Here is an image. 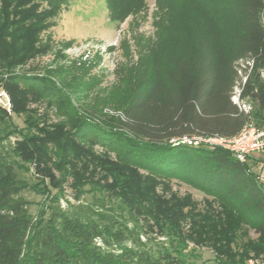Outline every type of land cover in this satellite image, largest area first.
Listing matches in <instances>:
<instances>
[{"label":"trees","instance_id":"1","mask_svg":"<svg viewBox=\"0 0 264 264\" xmlns=\"http://www.w3.org/2000/svg\"><path fill=\"white\" fill-rule=\"evenodd\" d=\"M63 1L0 0V89L10 100L9 111L0 103V264H188V244L209 248L216 264L264 256V181L248 160L259 161L169 143L264 125V0H213L216 17L199 9L163 59L150 50L132 99L109 123L78 113L47 78L15 72L50 50ZM125 1L105 3L116 15ZM57 98L68 123L30 108ZM68 180L76 202H91L63 208ZM170 180L211 199L200 208ZM28 192L42 198L35 215ZM146 231L162 239L154 248L140 240Z\"/></svg>","mask_w":264,"mask_h":264},{"label":"rangeland","instance_id":"2","mask_svg":"<svg viewBox=\"0 0 264 264\" xmlns=\"http://www.w3.org/2000/svg\"><path fill=\"white\" fill-rule=\"evenodd\" d=\"M124 4L113 15L105 0H64L56 24L49 31L50 50L15 72L47 78L48 86L55 91L62 90L78 113L109 123L132 99L140 73L150 63V50L157 48L163 59L176 37L182 39L185 29L192 26L199 9L213 17L217 14L213 0H126ZM232 101L242 105L235 95ZM1 102L9 111L10 100L4 89H0ZM245 106L248 108L247 104ZM30 108L40 115L46 113L48 123H68L63 113L68 105L62 99H42ZM13 122L19 128L24 126L21 117H13ZM70 123L75 124V121ZM14 139L12 137L11 141ZM85 145L88 146L86 142ZM93 150L105 152L99 146ZM115 156L113 152L108 153L111 160ZM258 158L264 161L262 156ZM248 162L252 171L264 181V163ZM56 179L61 181L58 175ZM169 184L173 193L191 196L200 208L205 200L211 199L187 183L170 180ZM62 188L60 204L63 208L67 207V202L77 205L92 200V194H84L76 202L69 180ZM26 197L32 201L29 211L35 215L42 198L29 192ZM249 237L256 239L253 232ZM140 240L154 248L162 239L146 231L140 234ZM183 254L188 264H216L212 251L204 246L188 244ZM246 264H264V256H252Z\"/></svg>","mask_w":264,"mask_h":264},{"label":"built area","instance_id":"3","mask_svg":"<svg viewBox=\"0 0 264 264\" xmlns=\"http://www.w3.org/2000/svg\"><path fill=\"white\" fill-rule=\"evenodd\" d=\"M235 96L238 101L237 94ZM238 106L245 112L249 110V107L246 108L245 104H238ZM183 140L187 144L197 145L198 143H203L210 147L224 149L241 163H244L257 153L261 154L264 159V125L258 128L252 122L247 123L233 137H191L189 139L183 138Z\"/></svg>","mask_w":264,"mask_h":264},{"label":"water","instance_id":"4","mask_svg":"<svg viewBox=\"0 0 264 264\" xmlns=\"http://www.w3.org/2000/svg\"><path fill=\"white\" fill-rule=\"evenodd\" d=\"M183 138H191V137H180V138H173V139H170L169 143L171 145H177V144H181V143H187L186 141L183 140ZM198 144H201V143H198ZM197 144V145H198ZM193 145V144H192Z\"/></svg>","mask_w":264,"mask_h":264},{"label":"crops","instance_id":"5","mask_svg":"<svg viewBox=\"0 0 264 264\" xmlns=\"http://www.w3.org/2000/svg\"><path fill=\"white\" fill-rule=\"evenodd\" d=\"M259 156H262L261 154H259V153H257V154H254L250 159H252V160H255V161H259V162H257L256 164H259V163H262V160H260L258 157ZM263 157V156H262ZM249 161H251V160H249ZM264 163V162H263Z\"/></svg>","mask_w":264,"mask_h":264}]
</instances>
